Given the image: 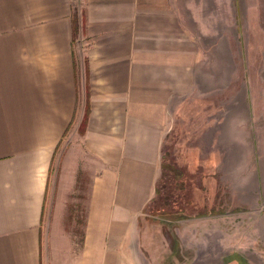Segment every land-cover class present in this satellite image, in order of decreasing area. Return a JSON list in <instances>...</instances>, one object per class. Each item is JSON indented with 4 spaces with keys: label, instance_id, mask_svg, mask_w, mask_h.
<instances>
[{
    "label": "crops",
    "instance_id": "0c3cea01",
    "mask_svg": "<svg viewBox=\"0 0 264 264\" xmlns=\"http://www.w3.org/2000/svg\"><path fill=\"white\" fill-rule=\"evenodd\" d=\"M251 56L264 71V0H0V264H159L164 232L150 238L140 219L174 113L193 94L215 95L206 135L232 206L245 207V194L253 204L203 217L202 229L220 235L188 248L204 257L239 247L244 226L230 224L250 213L264 246V114L246 84ZM74 137L94 167L82 240L56 210L58 233L45 241L54 159Z\"/></svg>",
    "mask_w": 264,
    "mask_h": 264
},
{
    "label": "rangeland",
    "instance_id": "374dc122",
    "mask_svg": "<svg viewBox=\"0 0 264 264\" xmlns=\"http://www.w3.org/2000/svg\"><path fill=\"white\" fill-rule=\"evenodd\" d=\"M255 43L257 41L253 40V46ZM261 58L252 57L246 84L249 95L253 102H256V112L264 114V71L259 69ZM211 97L215 95L204 97L193 94L187 97L184 103L179 104L175 111L172 130L162 145V164L156 187L158 190L144 210L140 224L154 240L161 231L165 233L162 237L163 243L158 249L159 264H264V246L262 243L253 242L252 232L249 231L253 220L252 213L245 214L244 219L240 218L238 221L234 219L230 224L234 229L240 221L245 224L241 222L240 225L242 229L244 226L246 241L239 242V247L235 246L236 241L230 242L228 248L220 249L214 246L211 250L204 251V257L202 251L196 257L192 249L188 248L191 239L207 241L220 235V232H215L212 237L207 229H202L206 220L203 217L227 210L234 212L251 208L250 204H253L245 194V207L238 205L236 207L238 209H235L232 206L234 201L231 199L230 184L221 181L216 168L221 153L212 145L213 135H206V131L212 127L213 113L218 107L214 105L215 98ZM75 140L78 139L71 138L72 147L70 145L66 148V139L57 149L54 159L50 189L41 223L45 241L48 235L58 233L52 227L56 210L61 214L60 227L65 228L75 241L80 243L82 240L92 180L91 172L94 167L89 166L90 161L86 159L83 150L79 149V145H73L76 143ZM62 165L64 173L66 172L63 175L60 173ZM67 166H71L72 177L67 175L70 172ZM62 195L68 200L59 199ZM180 221L184 248L176 232L178 227L174 228ZM153 224L160 227H151ZM233 239L235 233L229 237V240Z\"/></svg>",
    "mask_w": 264,
    "mask_h": 264
},
{
    "label": "trees",
    "instance_id": "16d2710c",
    "mask_svg": "<svg viewBox=\"0 0 264 264\" xmlns=\"http://www.w3.org/2000/svg\"><path fill=\"white\" fill-rule=\"evenodd\" d=\"M77 31V24L75 23L74 24V32L76 33ZM88 112V109H86V114H85V117H84V120H83V123H82V129H83V126L86 124V121H87V113ZM162 164V163H161ZM158 190V188H156V191ZM174 213V212H172Z\"/></svg>",
    "mask_w": 264,
    "mask_h": 264
}]
</instances>
